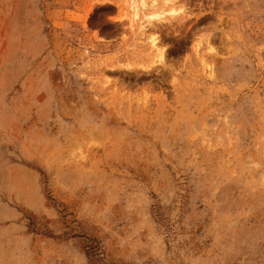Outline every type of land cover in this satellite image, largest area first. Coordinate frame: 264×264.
<instances>
[{
  "label": "rangeland",
  "instance_id": "1",
  "mask_svg": "<svg viewBox=\"0 0 264 264\" xmlns=\"http://www.w3.org/2000/svg\"><path fill=\"white\" fill-rule=\"evenodd\" d=\"M132 1L0 0V264H264V0Z\"/></svg>",
  "mask_w": 264,
  "mask_h": 264
},
{
  "label": "bare ground",
  "instance_id": "2",
  "mask_svg": "<svg viewBox=\"0 0 264 264\" xmlns=\"http://www.w3.org/2000/svg\"><path fill=\"white\" fill-rule=\"evenodd\" d=\"M170 1L171 0H163L162 3L164 6H166ZM132 3H133V5H132L133 15L132 16L134 18H136L138 16V9H140V10L142 9L143 16L145 17L146 21L151 22V23L163 20L162 16L164 14L173 15L174 13L177 12V10L175 8H173L172 6L166 10L165 9H162V10L153 9L155 7V5H154L155 0L148 2V4H146V2L144 0H139L137 2V4H136V1L133 0ZM147 6H149V9H151V11L146 10ZM148 38H149V42H150L151 46L157 48V40H158L157 35L156 34H150L148 36ZM157 53H158V56L161 58L162 51L157 48Z\"/></svg>",
  "mask_w": 264,
  "mask_h": 264
}]
</instances>
